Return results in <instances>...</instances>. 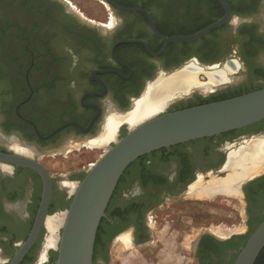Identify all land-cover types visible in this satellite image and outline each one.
<instances>
[{"label": "flooded vegetation", "instance_id": "flooded-vegetation-1", "mask_svg": "<svg viewBox=\"0 0 264 264\" xmlns=\"http://www.w3.org/2000/svg\"><path fill=\"white\" fill-rule=\"evenodd\" d=\"M112 1L142 5L144 0ZM150 1L149 7L138 8L148 11L167 37L182 28L204 26L212 16L210 0ZM227 1L232 11L248 13L234 16L252 21L238 26L231 22L205 39L172 43L161 53L164 42L141 12L114 11L116 21L99 24L83 20L64 0H0V152L42 163L49 154L66 151L59 147L73 139L79 142L71 145L75 155L84 141L101 133L110 106L128 109L161 72L196 65L215 73L233 63L232 80L226 79L215 92L235 89L243 77L251 81V65L264 69V28L254 19L264 17V0ZM128 39L146 44L120 43ZM246 51L250 63L244 58ZM205 74L199 75L201 81L208 80ZM211 91L196 90L167 112L216 94ZM128 131L123 125L117 139ZM261 134L264 120L227 136L161 149L135 161L121 177L101 221L93 264H232L239 251L235 244L242 245L264 219V174L243 188L246 234L232 233L225 240L209 232L196 239L184 237L189 216L194 217V207L187 202L195 199L188 192L200 173L225 165L229 145ZM198 143L203 147L193 146ZM91 149L105 151L98 146ZM50 175L52 216L69 208L73 195L68 182H80L84 170L64 177ZM42 193L43 180L36 171L0 162V264H9L27 239ZM48 237L44 227L21 264L54 263V248L47 259L42 258Z\"/></svg>", "mask_w": 264, "mask_h": 264}, {"label": "water", "instance_id": "water-1", "mask_svg": "<svg viewBox=\"0 0 264 264\" xmlns=\"http://www.w3.org/2000/svg\"><path fill=\"white\" fill-rule=\"evenodd\" d=\"M103 1L113 12L144 13L148 17L152 32L164 42L161 53L169 44L201 40L231 22L238 26L243 22L252 21L250 18L234 16L227 0H217L224 9L225 14L222 18L194 34L167 37L157 29L148 11L138 7L121 6L112 0ZM120 43L146 44L133 39L123 40ZM115 47H113L112 54L117 60ZM229 67L233 68L234 64L230 63ZM182 68L165 73H173ZM156 79L157 77L154 80ZM154 80L149 81L148 84ZM144 91L138 97L133 98L128 109L116 110L121 113L132 111L135 101L142 97ZM215 91L216 89L211 92ZM192 94L193 92L175 99L163 109L153 112L134 125L121 124L118 127V132L123 125H127L128 133L124 137L114 140L113 145L105 149L80 182H68L73 198L69 208L61 214L52 216L48 214L53 186L52 177L47 168L28 156L0 152V162L30 168L36 171L43 180L42 198L32 230L27 239L20 244L9 264H21L37 242L42 229L47 228V221L57 216H64V220L56 230L54 245L45 249V259L48 258L49 250L54 248L57 250V259L52 264H93L95 243L101 221L106 217L108 205L121 177L135 161L154 151L241 130L264 120V88L222 101L167 112L168 107L173 103L186 99ZM236 146L237 143L229 145L228 152L230 147ZM228 159L229 153L227 162ZM227 162L218 171L212 170L206 175L200 173L196 181L199 178L208 181L205 179L206 177L210 179L212 177L225 178L226 176L221 177L220 174H227ZM263 174L264 170L256 176L243 180L238 185L240 197L243 195L244 186ZM47 231L49 234L48 228ZM226 238L228 237H221L222 240ZM263 250L264 219L237 252L234 264H255Z\"/></svg>", "mask_w": 264, "mask_h": 264}, {"label": "bare ground", "instance_id": "bare-ground-1", "mask_svg": "<svg viewBox=\"0 0 264 264\" xmlns=\"http://www.w3.org/2000/svg\"><path fill=\"white\" fill-rule=\"evenodd\" d=\"M201 71L202 69L198 66L190 65V67L173 73L161 72L156 80L148 84L142 97L135 101L132 111L121 113L110 106L101 133L98 137L88 141L87 145L106 149L111 144L110 142L117 139L118 127L121 124L134 125L153 112L163 109L175 99L196 90L211 91L224 83L228 75L233 73L229 67L222 69L221 72L207 73L208 81L202 82L199 80ZM226 170L225 178L212 177L209 182L199 178L191 185L188 196L202 199H211L216 194L240 197L238 185L243 180L256 176L264 170V136H255L237 144L236 147H230ZM63 220L64 216H57L47 221L49 237L45 249L54 245L56 230ZM44 257L45 250L42 258Z\"/></svg>", "mask_w": 264, "mask_h": 264}, {"label": "rangeland", "instance_id": "rangeland-1", "mask_svg": "<svg viewBox=\"0 0 264 264\" xmlns=\"http://www.w3.org/2000/svg\"><path fill=\"white\" fill-rule=\"evenodd\" d=\"M64 1L69 5V7L74 8L75 13L85 21L97 22L99 24H108L110 22L117 20V15L115 14V12H113L103 0H64ZM263 14H264V10H263ZM254 19L258 21L264 28V17L262 14H259L258 16L254 17ZM262 57L264 58V55H262ZM201 73L204 74L206 73L205 75L207 76V72L201 71L199 75ZM233 75H234L233 73L229 74L227 79L232 80ZM207 81H202V82H207ZM223 84L224 83H222V85ZM251 84L252 82L248 80L247 77L245 78L243 77L241 81L235 84L234 88H246ZM181 103L182 102H180L179 104ZM257 137H260V135ZM77 143L79 142H75L73 139H69L59 147L61 150L67 149L66 151H64L63 153L60 152L51 153L42 159V163L49 169V172L53 176L64 177L67 176L68 174H71L75 170H84V174H86V172L90 169V167L104 153V151H98L96 149L92 150L91 147L87 145L88 142L84 141L83 145H85L86 147L78 146L82 150H80L79 148L78 152L74 155L73 153H70L72 147H74L71 145L72 144L76 145ZM193 146L196 148L203 147L202 144L200 143L194 144ZM103 149L105 150V148ZM226 175H227L226 173L220 174L221 177H225ZM205 179L209 180L210 178L206 177ZM191 198L195 200L193 202L188 201L187 203H189L190 207H194V217L189 216L188 219L189 223L186 224L189 226L188 228L189 230H186L187 234L184 235L185 238L196 239L200 234L204 232H209L212 234H217L218 236L220 235L225 237H229L230 235H232V233L246 234L247 232V217L245 214L246 205L242 197L239 198V196L236 195H232V196L218 195L212 199H208V198L202 199L195 197H191ZM171 207L174 206L171 205ZM159 215H161V212H159ZM154 220H156V218Z\"/></svg>", "mask_w": 264, "mask_h": 264}, {"label": "trees", "instance_id": "trees-1", "mask_svg": "<svg viewBox=\"0 0 264 264\" xmlns=\"http://www.w3.org/2000/svg\"><path fill=\"white\" fill-rule=\"evenodd\" d=\"M182 1L183 0H180L179 3L184 4ZM152 4L153 3L150 0H144L142 5H140V4L138 5V4H136V2L134 4H127V5L119 4V5L125 6V7H146L147 8V7H149ZM210 6H211V10H212V16H211L210 20H208L205 23L204 26L194 27V28H189V27L182 28L179 31V33H176V34L171 35V36L191 35V34H194V33L198 32V31H200L201 29L209 26L210 24L216 22L217 20H219L220 18H222L224 16V14H225L224 13V10H223L222 6L219 4V2L217 0H210ZM232 12H233V15H247L248 14L247 12L240 11L237 8H234ZM183 15H184V13H183ZM225 27L226 26H224L222 29H224ZM217 31H219V30H215L212 33L214 34ZM206 39H208V38H206ZM250 44H251V41L249 40L248 46ZM244 58H245V60L247 62H249V63L251 62V55L249 54V52H247V51L244 52ZM251 67L252 68L250 70V77H251L252 84L250 86H248L246 88L228 89V90H225V91H222V92L213 94L209 98H201V97H199L198 98V102H194V103H192V104H190L189 106H186V107L183 106V107L176 108L174 111L181 110V109H185V108H189V107H193V106H198V105H202V104H208V103H212V102L226 100V99H229V98L237 97V96H240V95H243V94H246V93H249V92L256 91V90H259V89L264 88V82L263 83L258 82V80L264 81V69H260V68L258 69L256 67H253V65H251ZM235 132H237V131H232V132H229V133H225V134H222L220 136H227V135H229L231 133H235ZM215 137H212V138H215ZM84 176H85V174H84ZM84 176H83V178H84ZM256 228L257 227H254L252 229V232L251 233H253V231ZM249 236L244 237L245 241H244V243L242 245L241 244H235V248H238L240 250L241 247H243V245L245 244V242L249 238ZM236 257H237V255H235L233 257L232 264H234V261H235ZM255 264H264V250L262 251V253L258 257V259H257V261H256Z\"/></svg>", "mask_w": 264, "mask_h": 264}]
</instances>
